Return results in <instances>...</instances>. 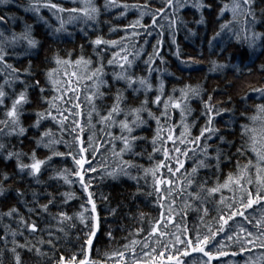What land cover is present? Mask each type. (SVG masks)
I'll list each match as a JSON object with an SVG mask.
<instances>
[{
    "label": "trees",
    "instance_id": "obj_1",
    "mask_svg": "<svg viewBox=\"0 0 264 264\" xmlns=\"http://www.w3.org/2000/svg\"><path fill=\"white\" fill-rule=\"evenodd\" d=\"M145 2L146 0H115L114 7H106V0H92L93 5L100 10L96 20L88 22L80 20L66 24L67 30L60 33L54 32V29L59 27L56 17L62 16L64 20H68L67 12L59 13L55 9L41 7L39 14H36L30 9V5L53 3L64 9H72L83 7L82 0H9L7 4L0 5V16L15 18L0 23V30L4 31L5 35L20 33L24 25L28 24L32 26L33 36L41 42L39 48L30 51L23 41L6 48L8 53L6 63L13 65L18 70L19 76L16 78L11 75V70L0 64V87L6 93L3 103L0 104V120L5 119V113L11 107L12 101L25 90L26 85L31 86L39 81V87L46 90L44 93L46 98L52 99L58 95L46 79L45 74L49 69L57 68L59 76L55 78L62 81L68 80V77L64 76L65 71L69 73L76 71L81 77L83 76L85 72L83 66L65 68L63 65H56L57 55L61 59H70L73 62L81 57L84 60H91L92 63L87 69L89 75L102 64L106 81V85L101 87V91L105 94L104 98L95 101L96 111L100 115L93 113L90 120L92 105L86 97L90 94L92 83L80 79L77 84V78H72L71 87L76 88L80 94V107L73 109L76 102L75 95L67 104L63 101L58 102V107L62 111L67 108L73 109L76 113L74 117H69L63 130L51 119L42 121L39 130L32 127L36 120L35 112L47 109L48 105L38 103L39 87H28V97L32 102L24 105L21 115L22 126L27 130L26 133L23 136L0 134V144L5 146L4 149H0V188L4 189L3 195H0V264H14V254L10 251L16 246L13 243L14 239L18 245H27L26 248L17 249L23 264H58L62 255L68 258L76 255L78 260H81L85 258L86 253L89 259L102 264H124V261L118 260L113 253L117 250L125 251V245L128 246L125 255L127 264H134L133 252L135 260L140 261V264H151V261L144 260L145 250L156 256L158 262L159 253L165 250V245L168 248L167 255L181 256V264H204L207 260L203 253L188 251L190 248L186 245H175L174 248L175 237L181 236L182 239L191 238L195 241L198 232L201 237L208 233L209 226L215 232L219 215H229L227 206L239 201L240 194L238 191L234 193L231 187H221L211 195L204 191L202 202H194L188 199L187 188L181 198L179 187L182 182L186 185L185 173L190 172L199 161L205 160L200 150L205 142L209 145L208 155L213 159L205 160L206 166L198 169L196 187L191 191H199V186L204 182H206L205 189L223 185L229 173L236 174L238 161L243 165L252 158L248 155H239L237 148L244 144L241 138V125L250 124L248 117L256 114L257 105L264 104L261 94L252 91V89L264 88V70H262L264 40H258L254 48H249L248 43L243 39L244 17L238 16L233 20L230 11L221 14L220 9L223 5L231 4L232 0H202L205 5H211V8L205 7L202 10L192 6L195 0H174L173 7L165 8L162 15H157L155 27H152V14L164 7L165 0H147L149 8L146 10L123 8L124 4L143 5ZM180 4L184 7H180ZM142 10L148 12V15L143 17L142 24L149 26V31L152 33L150 36H146L142 28L135 30L140 33L139 36L134 35L132 30L127 32L124 30L140 18ZM262 10H264V0H255L256 22L253 23L251 18L248 19L249 36L252 31L264 33ZM201 14L204 22L198 24ZM173 19L177 21L176 25L171 24ZM229 21H232L233 30L239 33L240 40L238 41L235 35L225 30L223 39L219 44L214 41L216 47L210 50L208 39L220 30L221 24ZM98 37L107 41H120L119 47L94 46L92 41ZM121 37L125 39L121 41ZM173 38L175 44L172 42ZM158 41H163L158 45L160 56L153 58V71L150 72L146 62ZM221 47L225 49L223 54ZM121 49H126L122 55H127L133 61L128 72L136 78H146L152 84V88L147 93L142 88L138 92H133L124 81L113 80V75L121 71L119 64L123 61L119 60L111 65L108 61L114 59L113 53H120ZM177 51L180 53L179 57L176 55ZM69 53L72 55L69 56ZM213 60L228 66L216 72H209ZM233 65H238L239 70ZM26 69L31 75L25 72ZM161 81L164 86L162 93L158 90ZM185 86H199L202 92L200 97H192L188 100V108L191 111L186 112L182 121L181 110L171 105L166 109L164 101L169 97H172L174 102L179 100L180 90ZM117 89L121 90L126 101L122 105L125 112L130 108H139L143 101H148L145 110L140 113L144 123L133 126L131 135L138 138L133 144V151L122 155V160L128 161L130 166L122 164L121 158L115 157L112 152L113 146L117 152L123 147L119 139L113 138H118L122 134L129 135L126 131L122 132L119 125V121L124 120L125 116L121 114L116 117L115 124L111 122L104 124L100 119L101 115L108 113L115 102ZM157 95L161 96L160 102H156ZM209 96L212 97V105L220 112V115L215 116L212 125L219 130V135L211 139H202L200 148L195 152L190 151L186 158L183 152L192 149L193 145L187 142L180 144V133L184 130V124H187L191 139L199 136L207 121V116L203 113L204 103L208 101ZM68 98L66 94L64 99L68 100ZM229 98H231L230 102ZM149 112L153 116L150 117ZM162 114H166V118ZM64 115H68V112L65 111ZM156 118H160L159 125ZM73 119L83 127V133L79 128L75 133L72 132L76 127L72 122ZM158 126L163 132L153 144ZM169 128L173 129L175 144L167 140ZM47 130H51L54 139L61 141L54 145L52 150L42 146L38 148L36 145L40 134ZM75 135L82 137L86 147L88 138L90 136L93 138V146L87 153V159L92 161V167L97 171L86 175L92 181L89 191L93 193V202L96 205L94 213L92 205L87 202V193L83 191L79 179L71 175V171L76 168L71 156H53V151L65 154L70 150L78 151V145L73 144ZM220 136L225 138V143H221ZM98 146L99 151H97ZM176 147L181 148L182 151L176 152L174 150ZM154 148L157 151H153ZM165 148L170 150V159L164 155ZM217 148L222 153L219 168L215 160ZM33 150L36 151L39 159L52 156L51 161L42 168L38 178L29 176L27 172H19L15 157L4 159L9 151L22 152L25 154L21 157L22 161L31 163L30 156ZM162 161L167 166L156 171V179L172 180L173 184H161L157 193L151 171L146 174L145 169H156ZM178 161L182 162L184 167L176 172L179 167ZM117 165L125 168L127 175L121 173L113 179L107 173ZM168 167L173 169L175 175L168 172ZM63 169L69 170L67 175L70 182L56 178L57 173ZM5 173L10 177L6 181L3 179ZM254 174L255 169L253 176ZM18 191L24 195L18 196ZM253 195L255 196V187H253ZM52 198H55L54 204L49 205L48 212L41 211V206L48 204L49 199ZM13 207L17 209L18 214L5 215ZM29 208L34 211L29 212ZM205 208L207 212L204 211ZM236 208H239L238 203ZM244 211L252 223L249 224L243 217H235L229 222L227 234L233 236V239L227 240L224 234L216 239L210 249L214 254L212 264H264V248L260 247V243L264 242V236L260 233L264 229L255 226L257 220H264V201ZM60 212L66 213L72 219L65 220L61 224L58 218H53ZM81 213L86 215L87 226L79 218ZM162 214L163 219H161ZM93 215L96 217L95 221L92 220ZM22 221L27 224L35 222L40 231L31 232ZM156 221H160L159 233H167V235L161 237L158 233L152 234ZM93 223L97 225V233L93 237V247L88 250L86 240L91 234ZM241 227L245 229L244 232L240 231ZM48 228L53 232L54 248L47 243ZM60 228H63V231H59ZM249 231L252 232L254 245L245 242ZM13 232L16 233L15 237L12 235ZM133 241L136 243L133 244ZM147 244H151L152 247L145 249ZM28 248L33 250L28 251ZM35 248H40L43 254H37ZM153 249L156 251L153 252ZM184 251L189 254L183 256ZM218 252H223L225 255H219Z\"/></svg>",
    "mask_w": 264,
    "mask_h": 264
},
{
    "label": "snow or ice",
    "instance_id": "obj_2",
    "mask_svg": "<svg viewBox=\"0 0 264 264\" xmlns=\"http://www.w3.org/2000/svg\"><path fill=\"white\" fill-rule=\"evenodd\" d=\"M9 0H0V5L7 4ZM83 7L80 8H72V9H64L60 7L57 4L53 3H45L41 5L40 3H33L30 5V9L35 12L36 14H39L41 7L51 8L55 9L59 13L67 12L69 19L64 20L62 16H57V20L59 21V27L54 29L55 33H60L62 31H66L65 28L66 24L73 23L76 21L83 20L85 22L96 20L97 16L99 15V8L95 7L92 3V0H82ZM254 3L255 0H232L231 4L225 3L223 7L220 9L221 14L225 13L226 11H230L233 16V20H236L238 16L244 17V41L248 43L249 48H254L257 44L258 40H264V33H257L255 31L251 32V35H248L249 29H248V19L251 18L252 22H256V14L254 12ZM108 6H115V0H106V7ZM174 6V0H165V5L162 8H159L156 10L154 14H152V27H155L157 23V15H162L165 11V8H171ZM197 10H202L205 7L211 8V5H205L202 0H195V2L192 5ZM129 7L137 8V9H148L149 4L146 2L143 5L134 4V5H127L124 4L123 8L127 10ZM180 7H184L183 4H180ZM28 10V9H26ZM264 12V10H262ZM123 15V13H121ZM145 15H148L147 11H141L140 12V18L133 21L130 25H128L124 30L127 32L129 30H132L134 35L139 36L140 33L138 31H135L137 28H142L144 30V34L146 36L152 35L151 31H149V26L142 24V19ZM6 19H15L14 17H5L0 16V23H4ZM203 14H201V19L197 21V23H203ZM47 23V21H45ZM172 25H176L177 21L175 19L171 20ZM232 21H229L225 24L220 25V30L216 31L214 35L208 39V46L209 49H214L216 47V44H219L220 40L223 39L224 32L227 30V32L232 33L236 36L237 40H240V35L238 32H235L233 28L231 27ZM110 31H116V29H110ZM125 37H121V41H123ZM26 42L27 50L37 49L40 47L41 42L36 39L33 36L32 33V26L25 24L23 27V30L20 33L13 32L10 36L5 35V32L0 30V64H4V67L6 69L11 70V75L16 76L18 78L19 73L18 70L13 67L11 64L6 63V57L8 55L6 48L9 46H15L19 42ZM214 41L216 44H214ZM174 44L176 43L175 39L173 38L172 41ZM94 46L99 45H113L119 47L120 41H107L103 40L101 38H97L96 40L92 41ZM163 41H158L157 45L153 46V53L150 54L149 60L146 62L149 66V71H153L152 63L154 57H159V47L158 45L162 44ZM126 49H121L120 53H113V58L108 61V63L111 65L114 62H118L119 60H122L123 63L119 64V67L121 68V71L118 73H115L113 75L114 81H124L128 88L132 89L133 92H138L141 88L147 91H149L152 88V84L146 79V78H136L133 75H131L128 72V69L132 66L133 61L129 59L127 55H122V53ZM223 47H221V54H223ZM72 53H69V56H71ZM139 55V53H137ZM177 57H179L180 53L177 51L176 53ZM232 54H230L231 56ZM242 55V54H241ZM161 62L163 63V60L161 59ZM192 63H198V61H191ZM55 63L56 65H63L65 68L72 66L75 68H79L83 66L85 68V72L83 76L81 77L78 72L73 71L71 73L65 71L64 76L68 77L67 81H62L60 79H56L55 77L59 76V71L57 68L49 69L46 72V79L51 83L53 86V89L58 95L54 96L52 99H48L44 96L45 88L39 87L40 82L36 81L34 85L28 86L26 85L25 90L21 91L16 98L12 101L11 107L6 111L5 113V119L0 120V125H3V127H0V134H7V135H16V136H23L26 133V129L22 126L21 122V115L23 114L22 109L24 105L30 104L32 101H30L28 97V87H39L40 95L38 97V103L40 104H47L48 108L44 109L43 111H36L35 116L36 120L35 123L32 125V127L39 130L40 127H42V121L51 119L52 121L57 122L61 129L63 130L65 127L66 122L69 120L70 116H75L76 113L73 111V109L80 107V94L78 93V90L76 88L71 87V81L73 77H76V83L79 84L80 79H84L87 81H90L92 83V88L90 89V94L86 97L88 102L92 105V111L89 113V119L91 120L93 113L96 115H100L99 112L96 111L95 107V101L98 98H104L105 94L101 91V87L106 85V81L104 80V72H103V65L101 64L99 67H97L95 70L91 71V74L89 75L87 69L91 65V60H84L83 57L77 59L75 62L71 61L70 59H61L57 55L55 57ZM181 63H187L185 61H181ZM226 64H219L215 60L211 61V67L209 68V72H216L219 70H222L223 68L227 67ZM233 67H236L237 70H239L238 65H233ZM262 70H264V66H262ZM25 72L29 75H31L30 71L28 69L25 70ZM23 83V81H22ZM136 85H139V87H136ZM229 87L231 84L229 83ZM163 82L161 81L159 85V91L163 92ZM181 98L177 101H173L172 97H169L168 100L164 101L165 108L167 109L169 105H171L173 108H179L181 110V117L182 121L185 117L186 112L191 111L190 108H188V100L192 97H200L202 89L199 86L192 87V86H185L184 89H181ZM253 92H258L261 94V98H264V88H257L252 89ZM68 95V100H65V95ZM6 93L4 92L3 88L0 87V104L3 103V98L5 97ZM75 95L76 102L73 105V109H64L63 111L58 107V102L63 101L65 104L69 103L72 99V96ZM115 102L113 103L112 107L109 109L108 113L106 115H101L100 119L101 122L104 124H108L111 122L112 124L116 123V117L123 114L125 116L124 120L119 121V125L121 127L122 132L126 131L129 135H121L118 138L113 139H119L123 147L120 148L119 152L116 151L115 146H113L112 152L113 155L117 158H121V163L130 166L128 161L122 160V155L125 152H131L133 151V144L138 139L135 136H132L131 133L133 131V126H138L140 124L144 123V120L141 118L140 113L145 110V106L147 105L148 101L145 100L142 102L141 106L139 108H130L127 112L124 111L123 104L126 102L124 100V97L121 93L120 89H117V93L115 96ZM212 97L209 96L208 101L204 103V113L203 115L207 116V121L205 126L201 129L199 136H196L194 139H191V132L189 130V126L187 124H184V130L180 133V144L190 143L193 145L192 149L186 150L183 152L184 156L187 158L189 155V152H195L197 149L200 148V143L202 139H211L213 136L219 135V130L213 127V120L215 116L220 115V112L216 110V107L212 105L211 103ZM231 98H229L230 102ZM161 101V96H156V102ZM67 111L68 115H64V112ZM55 113V114H54ZM148 115L151 117L153 114L151 112L148 113ZM162 116H165L166 114H162ZM131 117V119H129ZM157 119V124L160 123V118ZM248 120L250 121V124H243L241 125V138L244 141V144L247 146L245 147L244 144L241 145L240 148H237V153L241 156H250L252 158H249L247 160V163L241 165L239 161L237 162V171L236 174L229 173L227 179L225 180L224 184L219 187H213L210 189H205L204 183H201L199 186V191H191V189L196 187V178H197V172L200 167H204L205 160L213 159V157L208 155L209 152V145L205 142L204 147L200 149L205 157V160H201L198 163L194 165V167L191 169L190 172H186L184 176V181H186V185L184 182L180 184L179 192L181 194V198H183V193L185 192L186 188L188 190L187 196L188 199L194 201V202H202V193L204 191H207L210 195L216 193L220 190V188H229L231 187L234 190V193L236 191L240 194L239 201H234L232 204L228 205V210L230 212L229 215H219L218 218V227L215 232L212 231L211 226L208 228V233L203 235L199 234V232L196 235L195 241H193L191 238L185 240L182 239L181 236H176L173 241V247L175 248V245H181V246H187L188 248H191L193 252H200L203 253L205 257H207V260L204 261V264H212V260L214 259V254L210 250L212 246L214 245L216 239L221 235L224 234L227 238V240H232L233 236L228 235V229H229V222L233 221L235 217H243L245 220L248 221L249 224L252 223L251 220H248V217L245 215L246 209L252 208L253 205H259L262 201H264V104L257 105L256 106V114L248 117ZM73 124L76 125L72 129V132L75 133L77 128H79V131L83 133L84 129L81 125H79L75 119H73ZM167 135L168 141H173L175 144V138L173 135V129L169 128ZM163 132V129L158 126L156 137L153 139V144L157 142V140L161 137V133ZM109 135H111L109 133ZM92 140L93 138L90 136L87 141V147L85 146V141L82 139L81 136L75 135L73 136V144L78 145V151L73 152L69 151L67 154L53 151V156H71L73 163L75 164L76 168L71 171V175L75 176L79 179V182L83 188V191L87 193L88 196V204L92 205V212H95L96 205L93 202V193L89 191V187L92 183L91 179H89L86 175V173H95L97 171L96 168L92 167V161H89L87 159V153L90 148H92ZM46 141V142H45ZM221 143H225V138L223 136H220ZM61 141L56 140L53 138V133L51 130L44 131L40 134L39 138L36 140L37 147H44L46 149L52 150L54 145L60 143ZM231 144L232 142H227ZM4 145L0 144V149H4ZM176 152H181L182 149L179 147L174 148ZM97 151H99V146L97 147ZM153 151H157L156 148L153 149ZM169 149H164V155L167 159H170L169 156ZM217 155L215 156V160L217 162V168H219L220 159H221V150L219 148L216 149ZM25 154L22 152H14L9 151L7 155L4 157L5 160H9L13 157L16 158L17 162V168L19 172L25 173L33 178H38L39 174L42 171V168L52 159V156L47 157L46 159H39L37 158L36 151L33 150L30 160L31 163H24L21 159L22 156ZM95 155V153H93ZM79 157V158H77ZM179 167L176 169V172H179L181 168L184 167V164L182 162H179ZM167 166L163 161L157 166L156 169H145V173L147 174L149 171H151V174L155 180V186L156 191L159 193L160 191V185L167 183L169 185L173 184L172 180L164 181L161 179H156V171L161 168ZM253 169H255V174L253 176ZM168 172L172 175H175L173 172V169L171 167H168ZM69 170L63 169L60 173H57L56 178L57 179H64L66 182H70L68 178ZM121 173L124 175H127V172L125 171V168L121 167L120 165H117L116 168H114L112 171L108 172L107 175L111 176L113 179H116ZM10 177L7 175V173L4 174L3 179L6 181ZM247 185V186H246ZM253 187H255V196L253 195ZM4 189L0 188V195H3ZM18 196H23L24 194L21 192H17ZM54 199H49L48 204H44L41 206V211L48 212L49 205L54 204ZM246 200V202H245ZM239 204V208H236V204ZM162 206V205H161ZM29 212L34 211V209L29 208ZM87 210L85 209V212ZM205 212H207V209H204ZM18 211L15 207L11 208L5 215L7 216H13L17 215ZM54 219L59 220L61 224L65 220H70L72 217H68L66 213L60 212L57 214L56 217H53ZM80 220L82 223H85V226H87V220L86 215L84 213L80 214ZM161 219H163V214L161 215ZM92 220L95 221L96 217L95 215L92 216ZM22 223H25V226L33 233L40 231L37 224L35 222L31 224H27L26 222L22 221ZM159 226L160 221H156V226L152 228V234H159V236H165L167 233H159ZM258 229H264V220H257L256 225ZM48 232L49 239L47 243L55 247L53 243V232L51 228L46 229ZM59 231H63V228H60ZM187 231V229H185ZM241 232H244L245 229L243 227L240 228ZM97 233V225L95 223L92 224L91 228V234L88 236L86 240V248L90 250L93 247V237L96 236ZM13 237H15L16 233H12ZM235 235V234H234ZM261 236H264V231H261ZM109 236H111V233H109ZM239 239V237H237ZM245 242L248 245H254L255 241L252 239V232H247V238L245 239ZM15 247H13L10 251L14 254V264H23V261L21 259V255L18 248H26L27 245H18L15 242V239L13 240ZM43 243V241H41ZM133 244L136 243V241L132 242ZM152 247L151 244L145 245V249ZM260 247L264 248V242L260 243ZM128 249V246L125 245V251H115L113 253V256L116 257L118 260H123L124 264H127V260L125 259L126 251ZM32 248H28V251H32ZM243 250V248H242ZM156 249H153V252H155ZM178 251V249H177ZM35 252L37 254H43L41 253L40 248H35ZM168 248L167 245H165V250L163 252L159 253V264H165L164 257L167 255ZM189 253L187 251H184L182 253L183 256H187ZM219 255H225L223 252H218ZM144 260L145 262L151 261V264H157V258L156 256L149 253L147 250L144 251ZM134 257V264H140V261L135 260V253L133 252ZM167 261L169 264H181V259L178 258L175 255H167ZM58 264H102V262H97L89 259L87 257V253L85 255L84 259L78 260L76 255H72L70 258L65 256H60Z\"/></svg>",
    "mask_w": 264,
    "mask_h": 264
},
{
    "label": "rangeland",
    "instance_id": "obj_3",
    "mask_svg": "<svg viewBox=\"0 0 264 264\" xmlns=\"http://www.w3.org/2000/svg\"><path fill=\"white\" fill-rule=\"evenodd\" d=\"M188 251H192V249L190 248V249H188ZM177 257L181 259V256H177ZM164 260H165V263L168 262V261H167V255L164 257ZM181 263H182V262H181ZM157 264H159V261L157 262Z\"/></svg>",
    "mask_w": 264,
    "mask_h": 264
}]
</instances>
